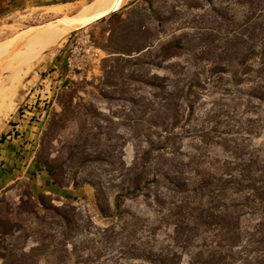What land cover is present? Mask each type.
<instances>
[{
	"label": "rangeland",
	"instance_id": "obj_1",
	"mask_svg": "<svg viewBox=\"0 0 264 264\" xmlns=\"http://www.w3.org/2000/svg\"><path fill=\"white\" fill-rule=\"evenodd\" d=\"M75 1L53 0L51 4ZM130 1L135 4L116 12L117 17L97 21L47 46L32 60L17 87L15 104L25 89L37 86L47 73L56 72L63 79L36 154L62 195L40 193L36 201L31 197L35 194L31 182L25 178L0 193V264H148L120 258L121 251L135 247L155 254L174 253L178 264H189L193 248L182 249L171 240L176 218L168 215V209L175 210L167 202L173 199L164 200V209L149 206L151 199L141 195L126 199L115 217V194L128 185L132 174L143 171L150 179L154 164L168 157L166 151L183 163L205 157L200 167L183 168L186 177L214 173L216 161L233 160L226 150L232 143L212 135L207 142L200 137L201 130L215 127L210 122L214 116H218L220 131L238 142L244 155L252 152L264 157V104L245 95L250 86H233L227 75L228 83L219 89L202 83L210 76L216 56L230 48L231 41L242 39L255 45V39L249 42L248 33H242L248 17L251 24L261 23L256 3ZM13 4L0 6V42L56 18L43 8ZM77 32L88 38L72 41ZM147 42L151 47L139 56L112 54ZM174 42H179V48L170 52L175 56L167 57L164 47ZM72 53L76 59L68 67ZM16 58L1 78L12 73ZM56 58L63 60L60 70L53 67ZM74 64L80 69L72 68ZM196 79L201 84L193 92L199 90L202 95L178 98L181 93L175 87ZM168 85L172 96L165 93ZM1 118L0 123L9 121L8 116ZM249 130L253 135L246 143L237 141ZM157 192L169 193L159 186L150 189L149 198ZM123 221L129 222V230L121 233ZM104 230L112 231L102 235Z\"/></svg>",
	"mask_w": 264,
	"mask_h": 264
},
{
	"label": "trees",
	"instance_id": "obj_2",
	"mask_svg": "<svg viewBox=\"0 0 264 264\" xmlns=\"http://www.w3.org/2000/svg\"><path fill=\"white\" fill-rule=\"evenodd\" d=\"M238 1L248 5L256 3L262 15L260 24H251V19L248 17L243 25L245 29L242 35L248 33L247 41L255 39V45H247L242 39L231 41L230 48L221 50V55L216 56V61L209 71L210 76L205 77L202 83L219 89L227 82L224 79L227 75L233 86L239 87L243 84L250 86L244 91L245 95L264 104V0ZM134 4L135 1H130L127 7ZM117 14L113 13L99 22L115 18ZM255 31H257L256 36H254ZM177 43L179 42L165 46L163 54H167V57L175 56L170 52L179 48ZM150 47V42H147L126 51L116 49L112 54L118 55L117 58L132 54L139 56ZM138 56L133 59L139 58ZM200 84L198 79L188 80L180 89L175 87L174 90L181 93L177 95L181 100L189 95L201 96L199 90L193 92L195 88L200 87ZM168 87L170 86L164 88L165 93L171 95V91H167ZM184 89H186L185 93H183ZM237 92L241 94V89H237ZM210 118L212 119L210 122H214L215 127L201 130L200 137L207 142L211 140L209 136L212 135L213 138H223L232 143L233 146L226 150L234 156L233 160L216 161L212 167L214 173L201 172L186 177L183 168L189 167L190 164L200 167L205 162V157L183 163L179 161V157L171 156L172 152L166 151L168 157H162L161 164H154L150 179L143 175V171L128 177V185L122 187L113 198L115 217H119L117 213L121 214L119 210L126 199L141 195L151 199L149 206L158 209L165 208L164 200L173 199L174 201L167 202L175 210L172 212V209H168V215L176 218L171 240L182 249L193 248L189 264H264V157L252 152L244 155L242 149L238 148V142L228 139L227 135L220 131L218 116ZM252 135L249 130L237 141L246 143ZM241 156L248 157L243 159L244 157ZM202 159L203 161L199 162ZM35 161L47 173L52 185L56 186L53 175L46 165L39 158L35 157ZM159 186H163L169 193L165 195L157 192L153 198H149L150 189ZM31 197L38 201L41 198L40 192L33 193ZM127 223L129 222L123 221L121 233L129 230ZM110 231L112 230H104L102 235ZM120 254V258L139 260L148 264H178L179 259L174 253L155 254L140 247L121 251Z\"/></svg>",
	"mask_w": 264,
	"mask_h": 264
},
{
	"label": "bare ground",
	"instance_id": "obj_3",
	"mask_svg": "<svg viewBox=\"0 0 264 264\" xmlns=\"http://www.w3.org/2000/svg\"><path fill=\"white\" fill-rule=\"evenodd\" d=\"M115 1L91 0L88 2L87 0H77L74 3L47 6L45 8L46 12L60 19L55 23L29 31L23 41L16 38L14 41L7 43L8 46H0V118L13 114L16 109L13 98L22 77L26 76L27 71L30 69L32 60L47 46L67 37L68 33L75 27L107 13L113 7ZM124 1L129 2L130 0ZM15 58L17 64L13 63L12 73L1 78L6 72L10 61Z\"/></svg>",
	"mask_w": 264,
	"mask_h": 264
},
{
	"label": "crops",
	"instance_id": "obj_4",
	"mask_svg": "<svg viewBox=\"0 0 264 264\" xmlns=\"http://www.w3.org/2000/svg\"><path fill=\"white\" fill-rule=\"evenodd\" d=\"M51 1L53 0H0V6L11 2L14 3L13 7L22 5L26 8L32 6L34 9H45L47 6L57 5L51 4ZM11 6L12 4L7 7ZM53 67L60 70L63 67V60L56 58ZM24 100L25 97L22 95L16 106L21 107ZM28 109L33 111L35 117L28 115L21 119L16 112L8 115L9 121L0 123V193L14 182L25 178L31 182L35 192L62 195L35 161L45 118L39 117L41 112L38 107Z\"/></svg>",
	"mask_w": 264,
	"mask_h": 264
},
{
	"label": "built area",
	"instance_id": "obj_5",
	"mask_svg": "<svg viewBox=\"0 0 264 264\" xmlns=\"http://www.w3.org/2000/svg\"><path fill=\"white\" fill-rule=\"evenodd\" d=\"M72 36V41L74 42H79L88 38L86 35H84V32H77ZM75 59L76 58L74 57L73 53L69 55L67 58L68 67H71V64L74 63L73 61H75ZM74 65L72 68H76L78 70L80 69L77 67V65ZM62 82V77H60L56 72H50L44 75L37 86L29 87L28 89L24 90L23 96L25 97V100L21 103V107H17V115H19L21 119H24L28 115L35 117L33 111L31 109L29 110L28 107L33 108L36 106L41 112L39 117L42 118L44 116L46 119L50 110L55 105V101L61 89Z\"/></svg>",
	"mask_w": 264,
	"mask_h": 264
},
{
	"label": "water",
	"instance_id": "obj_6",
	"mask_svg": "<svg viewBox=\"0 0 264 264\" xmlns=\"http://www.w3.org/2000/svg\"><path fill=\"white\" fill-rule=\"evenodd\" d=\"M129 2H125L124 0H116L113 7L105 14H101L97 17H94L93 19H91L90 21H88L87 23H84L83 25H80V26H77L75 27L72 31H70L68 33L71 34L75 31H79V30H82V29H85L87 28L88 26H91L92 24L96 23L97 21L101 20V19H104V18H107L109 17L111 14L113 13H116L118 12L119 10L123 9ZM58 19H60L59 17H56L52 20H49L47 22H44L42 24H38V25H33V26H29L19 32H17L16 34H14L12 37L0 42V46H3V45H7V43H9L10 41H14L16 38H19L20 40H24L28 34L29 31H33V30H36V29H39V28H42L48 24H52V23H55ZM8 46V45H7Z\"/></svg>",
	"mask_w": 264,
	"mask_h": 264
}]
</instances>
